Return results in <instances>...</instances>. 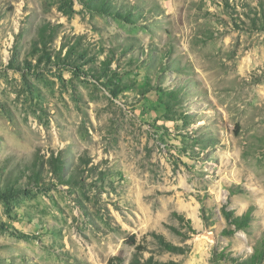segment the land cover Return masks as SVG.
<instances>
[{
	"label": "rangeland",
	"instance_id": "374dc122",
	"mask_svg": "<svg viewBox=\"0 0 264 264\" xmlns=\"http://www.w3.org/2000/svg\"><path fill=\"white\" fill-rule=\"evenodd\" d=\"M132 235L264 246V0H0V264H128Z\"/></svg>",
	"mask_w": 264,
	"mask_h": 264
},
{
	"label": "trees",
	"instance_id": "16d2710c",
	"mask_svg": "<svg viewBox=\"0 0 264 264\" xmlns=\"http://www.w3.org/2000/svg\"><path fill=\"white\" fill-rule=\"evenodd\" d=\"M223 214L227 221L235 226V230L243 229L247 227L250 224V221L252 220V209L249 208L245 213L242 215H237L235 213V210L228 208L227 206L223 207L222 209ZM181 220L184 222V218L181 217ZM188 224L190 225V220L187 221ZM191 226V225H190ZM230 233L233 231H229ZM152 236L155 238L156 243L160 248H162L165 251L173 252V253H178L182 254L185 252V250L180 247L176 246L173 243L167 241L164 235L158 234V233H153ZM129 245L134 246V253L131 261L128 264H165L160 261L154 260L153 256H149L148 258L144 257V252L147 251V246L144 245L142 242H138L136 235L130 236L127 241ZM219 260H231L235 261L238 264H264V246H257L255 247L253 253L247 256L242 261H239L238 258L236 257H231L230 254H224L221 253L219 255ZM126 262V257L122 252L119 254L111 256L107 264H125Z\"/></svg>",
	"mask_w": 264,
	"mask_h": 264
},
{
	"label": "water",
	"instance_id": "95a60500",
	"mask_svg": "<svg viewBox=\"0 0 264 264\" xmlns=\"http://www.w3.org/2000/svg\"><path fill=\"white\" fill-rule=\"evenodd\" d=\"M203 235H207L210 239L215 240V234L211 231H204Z\"/></svg>",
	"mask_w": 264,
	"mask_h": 264
}]
</instances>
